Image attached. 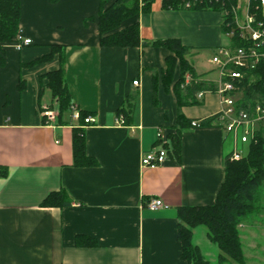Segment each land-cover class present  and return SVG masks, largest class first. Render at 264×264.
Returning <instances> with one entry per match:
<instances>
[{"label":"crops","instance_id":"0c3cea01","mask_svg":"<svg viewBox=\"0 0 264 264\" xmlns=\"http://www.w3.org/2000/svg\"><path fill=\"white\" fill-rule=\"evenodd\" d=\"M162 3L155 0L137 20L149 46L124 49L100 44L101 0H21L17 37L32 43L21 51L15 41L0 45V264H187L178 210L214 205L227 157L245 145L217 123L191 127L217 116L220 98L209 93L180 107L181 60L152 45L180 41L199 80L215 85L211 60L230 44L221 14L165 10ZM59 48L72 106L90 124L71 109L70 118L60 116L48 88V75L61 68ZM205 52L210 59L201 70ZM52 108L49 120L44 113ZM124 109L129 116L120 114ZM76 138L84 140L93 165L76 164ZM160 147L167 161L142 168V157ZM58 192L71 205L44 207ZM156 199L164 208L148 210ZM203 228L193 230L192 242L209 264H264V200L239 226L243 263L221 262L220 248Z\"/></svg>","mask_w":264,"mask_h":264},{"label":"trees","instance_id":"16d2710c","mask_svg":"<svg viewBox=\"0 0 264 264\" xmlns=\"http://www.w3.org/2000/svg\"><path fill=\"white\" fill-rule=\"evenodd\" d=\"M59 1L51 0L54 4ZM154 3L155 0H101L98 13L101 46L124 49L149 46L141 40L137 20L142 14L150 13ZM189 3L192 5L190 10L213 11L220 14L225 11L230 12L237 7V0H163L162 8L175 11L187 10L185 6ZM258 4L259 1H252V11L260 19H263L262 12L256 10ZM20 19L21 0H0V45L15 41ZM222 29L225 31L223 27ZM152 45L170 50L181 60V78L176 86L180 107L181 105L199 104L196 96L200 92L215 91L214 85H207L199 80L185 58L189 49L184 47L180 41L166 40L155 42ZM55 52L59 54L61 68L48 75V88L57 101L59 114L62 116L70 111L72 98L65 81L64 51L59 48L54 49ZM187 74H191L194 79H198L200 82L191 84L186 90H183L182 86ZM260 74L263 75L262 78H259L251 87L244 88L243 102L245 105L246 103L247 105L255 103L257 100H264V71ZM129 110H131L130 106ZM128 111L124 109L120 114L129 116ZM85 117V114L81 112L80 118L86 119ZM214 118L205 120L202 124L209 126ZM178 124L180 128L185 125L181 115H179ZM179 137L178 134L173 138L174 153H178ZM245 150L241 161L232 162V155L227 157L225 182L214 205L185 207L178 210L180 221L178 236L182 244L183 259L187 264H209L192 242L193 230L197 227L206 228L210 241L218 245L222 252L221 262L226 261L228 257L238 263H243L239 226L243 219L260 208L264 198V129L257 132L256 142L252 141L245 145ZM75 158L77 165L94 164V160L87 156L83 139L76 138ZM43 205L48 208L66 207L71 205V201L63 192H58L50 194Z\"/></svg>","mask_w":264,"mask_h":264},{"label":"built area","instance_id":"2783aa9c","mask_svg":"<svg viewBox=\"0 0 264 264\" xmlns=\"http://www.w3.org/2000/svg\"><path fill=\"white\" fill-rule=\"evenodd\" d=\"M252 1L249 0L247 7L243 9L240 0H237L235 9L221 14L224 34L230 39V44L216 49L211 60L219 75V80L214 85L215 91L200 92L196 96L199 102H202L209 93H214L220 98L221 109L212 123H217L225 132L232 135L240 145H246L252 141L256 142L257 132L264 129V100H257L248 105L243 102L244 88L254 85L259 78L263 77L260 72L264 71V15L263 19H260L252 11ZM254 1H259L256 10L263 14L264 0ZM191 7L190 3L185 6L187 10H190ZM31 43V40H23L22 37H17L15 47L21 51ZM198 82H200L198 79L196 80L191 74H187L182 89L186 90L191 84ZM138 84V81L134 82V86H138ZM71 111L74 118H80V112L76 106H72ZM44 116L52 120L54 114L47 109ZM92 122L93 120L89 118L85 120L86 124ZM202 123L201 121H193L191 127L199 128L203 126ZM157 137L159 143L163 145L164 140L161 131ZM167 159V151L163 147L156 148L142 157L141 167L156 169L162 166ZM242 159V151L236 150L232 154V162H238ZM164 206V203L157 199L147 203V209L150 211H157Z\"/></svg>","mask_w":264,"mask_h":264},{"label":"rangeland","instance_id":"374dc122","mask_svg":"<svg viewBox=\"0 0 264 264\" xmlns=\"http://www.w3.org/2000/svg\"><path fill=\"white\" fill-rule=\"evenodd\" d=\"M241 1V4H242V8L243 9H245L246 7H247V4L249 3V0H240ZM239 6V5H238ZM240 7V6H239ZM263 15H264V8H263ZM210 59V55L208 54V53H202L201 54V57H200V59H199V68L201 69V70H204L205 69V67H207V63H208V60ZM56 110L57 109H55V108H52L51 110L50 109H48V111H50V112H53V114H55V112H56ZM71 114L69 113V112H66L63 116L64 117H66V118H70L71 116H70ZM246 151V150H245ZM263 200H264V198H263ZM201 231H205V229L203 228V229H201ZM200 231V232H201ZM216 248V247H215Z\"/></svg>","mask_w":264,"mask_h":264}]
</instances>
